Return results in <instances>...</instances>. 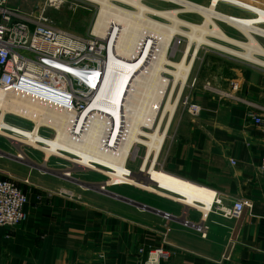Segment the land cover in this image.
<instances>
[{"label":"crops","instance_id":"1","mask_svg":"<svg viewBox=\"0 0 264 264\" xmlns=\"http://www.w3.org/2000/svg\"><path fill=\"white\" fill-rule=\"evenodd\" d=\"M225 1L210 0L209 6L218 10ZM236 2L241 9L232 7L233 11L221 13L254 25L257 19L251 12L257 9L259 0ZM235 11L247 12L249 16H237ZM232 70L235 78L213 86L228 92L235 80L239 96L253 104L250 110L264 115V70ZM206 84L196 82L188 94L202 108L197 117L182 109L175 114L155 167L158 175L142 173L140 165L136 179H130L138 181L136 186H130L181 206L160 207L114 192L169 213L170 220L103 193H79V201L61 197L58 190L69 189L65 179L48 182L30 173L23 176L19 185L29 196L28 219L18 229L0 228V264H144L148 250L155 248L169 252L160 264H264V174L259 171L264 165V132L247 115L246 105L219 99L205 88ZM230 158L235 159L236 166L230 164ZM127 166L125 170L106 172L109 176L125 174ZM13 174V166L0 164V178L14 180ZM147 175L150 183L145 185ZM154 181L181 185L191 192H197L199 185L215 191L224 206H231L241 197L252 199L253 206L241 219L229 220L208 213L213 204L210 195L186 197L164 185L157 190ZM147 185L156 190L147 189ZM198 207L203 211L196 210ZM183 216L195 224L205 220L207 237L183 225ZM167 229L168 240L164 242Z\"/></svg>","mask_w":264,"mask_h":264},{"label":"bare ground","instance_id":"2","mask_svg":"<svg viewBox=\"0 0 264 264\" xmlns=\"http://www.w3.org/2000/svg\"><path fill=\"white\" fill-rule=\"evenodd\" d=\"M84 1L92 2L98 7L91 32L101 38L107 37L117 56L132 62L131 68L136 75L130 81L129 92L121 100V110L122 113L124 110L125 115L116 118V123L111 125L105 115L94 113L90 120H87L86 114H83L74 121L72 117L48 107L0 93V113L3 116L13 114L35 124L30 139L22 140L11 135L10 138L43 152L44 162L51 156L63 157L74 165L107 174L105 170L96 166L38 145L36 136L45 126L54 131L56 137L54 143L58 147L120 170H125L129 158L142 146L146 154L140 168L141 172H147L151 176L158 175L155 167L178 110L180 98L189 84L187 82L200 48L205 46L264 68V46L259 42L260 38L264 39V29L224 15L213 6L205 7L189 0ZM158 1L172 4L175 8L158 9L149 5L150 2ZM192 14L200 16L201 22L186 19L185 16ZM222 26L239 32L244 40L232 37L222 29ZM177 38L185 39L186 44L180 59L175 62L171 57L179 51L177 43L175 44ZM118 64L120 66L114 68L121 70V66L124 65ZM117 70L111 68L108 70L102 92L107 89L111 74ZM16 128L18 127L15 126L13 130L16 131ZM120 136L123 137L122 145L118 150L112 149L114 141ZM45 166L41 168L45 169ZM163 175L164 172L161 171L159 176ZM111 177L113 181L117 179L115 175ZM132 180L128 185L133 183L132 185L136 186L138 181ZM154 182L157 190L164 185L172 192L186 197L197 199L203 194L210 195L213 204L208 213L216 201L215 191L199 185L197 192H191L181 185ZM149 183L150 178L149 182L144 184ZM147 189L156 190L150 185H147ZM196 210L203 211L199 207Z\"/></svg>","mask_w":264,"mask_h":264},{"label":"built area","instance_id":"3","mask_svg":"<svg viewBox=\"0 0 264 264\" xmlns=\"http://www.w3.org/2000/svg\"><path fill=\"white\" fill-rule=\"evenodd\" d=\"M49 2L54 6L58 5L57 0ZM89 35L88 38H82L56 27L48 18L46 8L36 12H22L10 7L6 0H0V93L48 107L72 117L74 121L83 114L90 120V116L97 113L105 115L110 125L116 123V118L125 115L124 110L123 113L121 110V100L129 92L130 81L136 74L131 68L132 62L117 56L107 37L101 38L92 32ZM142 57L143 55L139 60ZM118 63L124 65L121 66V70L114 68L120 66ZM110 68L117 71L111 74L108 87L102 92ZM195 85L196 78L192 81V87ZM205 88L215 92L221 100L231 99L246 105L249 110L247 115L255 126L264 132V115L250 110L253 104L239 96V85L235 80L231 81V91L228 92L218 90L212 83H207ZM181 109L194 118L202 110L199 103L192 100L189 95L184 96V92L178 107V110ZM15 126L0 113V136L9 140L12 139L10 135L30 139L25 134L13 130ZM112 139L113 137L111 142ZM122 139L121 136L117 137L112 149L118 150L122 145ZM229 162L232 166L237 164L233 158H230ZM127 169L125 174H115L118 182L100 172L108 179L99 183L97 187L101 192L108 193L113 187L127 186L136 173L132 169ZM259 171L261 174L264 173V165ZM58 195L78 201L82 198L81 194L66 188L59 189ZM215 197L216 201L210 212L229 220L241 219L253 206V201L249 198H237L231 206H224L217 194ZM28 202V193L14 180L0 178V228H21L28 219L26 212ZM163 218L170 220V214L165 212ZM180 221L186 227L193 228L203 237H207L208 227L205 220L195 224L183 216ZM167 232L168 229L163 234L164 242L168 240ZM168 255L169 252L162 248L150 249L144 264H160L161 259Z\"/></svg>","mask_w":264,"mask_h":264},{"label":"rangeland","instance_id":"4","mask_svg":"<svg viewBox=\"0 0 264 264\" xmlns=\"http://www.w3.org/2000/svg\"><path fill=\"white\" fill-rule=\"evenodd\" d=\"M7 3L10 5V7L14 9H19L22 12H36L40 10L41 8H46V14L49 19H51L56 27H59L61 30L68 32L72 35L80 36L82 38H88L91 33L93 24L96 20V14L98 7L93 4L92 2H86L84 0H57L58 5L54 6L49 2V0H6ZM196 2L201 3L202 5L209 6L210 0H193ZM254 1V0H253ZM258 1V0H255ZM227 4V5H226ZM259 5L256 8H253L255 11H252L251 14L256 16L257 21L253 23L257 27H261L264 29V8H261V5H264V0H259ZM151 6L155 8H161V9H173L175 8L172 4L169 3H163V2H150ZM241 9L239 5H237L236 0H226L225 5H221L218 7V11L225 12L229 10H234L233 8ZM244 7V6H243ZM242 7V8H243ZM250 7H255L254 5H251ZM247 9H249L247 7ZM237 16L243 17V16H249L247 12H237ZM233 14V13H232ZM236 15V14H235ZM186 19L190 21H194L197 23L201 22V17L198 15L192 14V16H185ZM222 29L226 31L229 35L232 37H237L239 39L244 40L243 36L227 27L222 26ZM259 42L264 46V39L260 38ZM177 43L178 46V52L176 55H173L171 59L175 62H177L184 50L186 40L185 39H178L176 40L175 44ZM200 53L197 56L196 60L194 61V67L192 69V72L190 74L188 85L184 91V96H188L191 90L192 81L194 78H196V82L198 85L203 81L205 83H212V85L216 84H223V81L228 78H235V75L233 74L232 68L238 67V68H244V67H254L259 70H264V68L256 67L255 65L249 64L247 62H243L241 60L235 59L229 55H225L221 52H218L214 49H209L208 47H201ZM215 86V85H214ZM5 118L8 122H11L15 124L16 126H19L16 128V132H20L25 134L30 138L33 129L35 128V124L30 121L23 118H20L13 114L5 115ZM24 129H22V128ZM26 129V130H25ZM31 129V130H29ZM15 138H19L18 136L11 135ZM36 142L41 147H47L54 151H57L58 153H63L69 155L71 158H74L76 160H81L87 164H90L92 166H96L97 168H100L102 170L108 171L115 169L120 170L115 167H109L106 165H103L97 161H93L85 156H82L80 154H74L71 153L68 150L62 149L55 145V133L52 129L48 127H42L37 136H36ZM22 140H27L23 138H19ZM138 151L135 152L130 160H128V169H132L136 173L139 172L138 167L142 165L143 159L145 157V149L140 146L137 148ZM3 153L4 155H1ZM23 155L25 158L22 161V159L16 160L12 156H19ZM137 155V156H136ZM136 157V158H135ZM26 160V161H25ZM33 163H31V162ZM45 161V154L41 152L40 150H37L29 145H22L20 143L15 142L12 139H6L2 136H0V164L4 165H11L13 166V172H14V181L17 183V185H21L22 181L21 179H24L23 176H27L28 174L32 173L34 176H38L41 179L49 180H55V178H59V175H62L63 173H70L68 179L66 180V184L72 190H74L77 194L83 193V194H89L95 196L97 191H94L93 188H96L99 183H102L103 181H106L108 178L106 175L96 171V170H90L89 168H85L83 166H77L72 164L71 161L68 159H65L63 157H57V156H51L46 162ZM37 165V166H35ZM46 165L47 168H41V166ZM158 168V167H157ZM41 169V170H40ZM159 169V168H158ZM46 170V171H45ZM55 171V172H53ZM66 171V172H65ZM48 172V173H47ZM264 174V173H263ZM76 181L83 182L87 184L88 186L91 185L88 188L85 186L77 185L75 183ZM132 185V184H130ZM120 186V187H113L110 192H117L120 195L125 196H132L134 198L144 199L148 200L149 202L154 203L157 206L160 207H166V208H173L174 205L181 206V204H178L174 201H170L166 198H162L152 192L144 191L142 189L133 187V186ZM95 186V187H94ZM130 186V187H129ZM163 187V186H162ZM68 189V188H67ZM159 190V189H158ZM100 193V192H98Z\"/></svg>","mask_w":264,"mask_h":264},{"label":"water","instance_id":"5","mask_svg":"<svg viewBox=\"0 0 264 264\" xmlns=\"http://www.w3.org/2000/svg\"><path fill=\"white\" fill-rule=\"evenodd\" d=\"M1 155H4V154L1 153ZM4 156H6V155H4ZM12 157H14L16 160H18V159H23V158H20L19 156H12ZM68 177H69V176L66 175V173H63L62 175H59V178H61V179L63 178V179H65V180H67ZM145 179H146L145 182L148 183V182H149V177H148V175L146 176ZM75 183H76L77 185L85 186V187H88V188L90 187V186H88L87 184H85V183H83V182H80V181H75ZM90 188H92V187H90ZM93 189H95V191H97V192L103 193V192L100 191L99 187H96V188H93ZM103 194H106V195H108V196L111 197V198H116V199H118V200H120V201H122V202H125V203H128V204H132V205L138 207L139 209H143V210H145V211H147V210L152 211V212H154V213H156V214L161 215L162 217L165 215V212L162 213L161 211H159V210H157V209H155V208H152V207H150V206H148V205H144V204H142V203L136 202V201H134V200H132V199L125 198V197L120 196V195H118V194H116V193H114V192H113V193H112V192H108V193H103Z\"/></svg>","mask_w":264,"mask_h":264}]
</instances>
